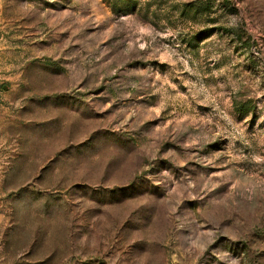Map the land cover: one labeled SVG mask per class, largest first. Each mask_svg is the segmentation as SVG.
I'll list each match as a JSON object with an SVG mask.
<instances>
[{"label": "rangeland", "instance_id": "rangeland-1", "mask_svg": "<svg viewBox=\"0 0 264 264\" xmlns=\"http://www.w3.org/2000/svg\"><path fill=\"white\" fill-rule=\"evenodd\" d=\"M0 264H264V0H0Z\"/></svg>", "mask_w": 264, "mask_h": 264}]
</instances>
